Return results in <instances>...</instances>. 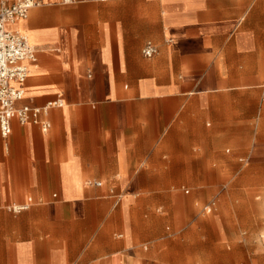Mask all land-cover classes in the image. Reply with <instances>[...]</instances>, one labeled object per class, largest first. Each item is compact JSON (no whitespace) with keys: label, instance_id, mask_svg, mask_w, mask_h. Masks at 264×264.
<instances>
[{"label":"crops","instance_id":"0c3cea01","mask_svg":"<svg viewBox=\"0 0 264 264\" xmlns=\"http://www.w3.org/2000/svg\"><path fill=\"white\" fill-rule=\"evenodd\" d=\"M36 1L0 264H264V0Z\"/></svg>","mask_w":264,"mask_h":264},{"label":"built area","instance_id":"2783aa9c","mask_svg":"<svg viewBox=\"0 0 264 264\" xmlns=\"http://www.w3.org/2000/svg\"><path fill=\"white\" fill-rule=\"evenodd\" d=\"M62 1L65 4L75 2V0ZM37 4L36 0L0 1V129L4 138L11 135L15 120L21 124H40L43 130L47 131L50 124L41 117L48 114L51 108L63 106L62 99L44 106H17V103L25 96L23 85L31 72L29 63L36 65L38 50L24 32L11 26L26 19L31 9ZM156 53V47L152 42H148L143 49V55L152 57ZM89 184L102 186L99 181ZM27 208V205L10 207L13 212H20Z\"/></svg>","mask_w":264,"mask_h":264},{"label":"rangeland","instance_id":"374dc122","mask_svg":"<svg viewBox=\"0 0 264 264\" xmlns=\"http://www.w3.org/2000/svg\"><path fill=\"white\" fill-rule=\"evenodd\" d=\"M218 197V196H217ZM263 197V196H262ZM264 198V197H263ZM219 200V198H217ZM264 200V199H263ZM264 205V203H263ZM264 211V210H263ZM200 217H204L205 220L207 219L209 221H212V219H218L219 220V217L222 219L223 217V211L221 209H218L213 215H203L200 211ZM203 227H206V229L210 232L211 228L209 227V225L207 226H203ZM197 246L198 248L200 249H209L211 248L212 246V243L211 242H199L197 243ZM246 246H248V248H250V250H253L256 248V243L255 242H247L246 243ZM194 247H196V245L194 244ZM236 249H239V245L235 247Z\"/></svg>","mask_w":264,"mask_h":264}]
</instances>
